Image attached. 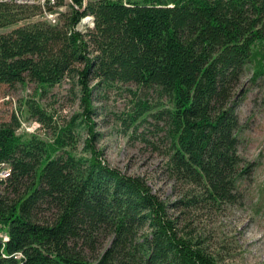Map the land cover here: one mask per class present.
<instances>
[{"label": "trees", "instance_id": "16d2710c", "mask_svg": "<svg viewBox=\"0 0 264 264\" xmlns=\"http://www.w3.org/2000/svg\"><path fill=\"white\" fill-rule=\"evenodd\" d=\"M59 6L56 23L32 19ZM87 14L93 25L76 29ZM9 26L0 32V84L31 81L42 96L66 81L82 110L57 125L27 96L18 111L51 129L47 139L17 134L14 111L0 120V160L11 165L0 180L8 235L0 264H219L186 219L234 201L236 181L250 177L233 96L249 63L252 78L264 70V0L0 2V28ZM112 91L132 96L119 117L130 134L148 117L165 129L173 201L110 166L96 146L92 118L103 112L93 101Z\"/></svg>", "mask_w": 264, "mask_h": 264}, {"label": "rangeland", "instance_id": "374dc122", "mask_svg": "<svg viewBox=\"0 0 264 264\" xmlns=\"http://www.w3.org/2000/svg\"><path fill=\"white\" fill-rule=\"evenodd\" d=\"M37 18L42 17L36 15L32 19ZM11 28H0V32ZM262 63L264 66V58ZM248 66L235 87L233 99L241 124L237 149L242 158L253 163L250 177L236 181L234 201L216 209L193 210L186 219L190 233L219 264H264V70L252 78L256 64ZM6 94L12 96L14 105L16 101L18 110L21 106L22 113L27 96H36L57 125L82 110L78 96L72 95L66 81L50 87L42 96L35 93L31 81L13 86L0 84V98ZM105 98L101 104L93 101L102 107L103 113L92 118L96 122L94 130L101 133L96 146L103 150L105 161L125 174L143 177L161 198L176 199L179 193H174L165 171L169 152L165 129L148 117L131 135V129H125L119 117L129 112L132 96L126 91H112ZM11 112L12 103L0 101V120L8 119ZM80 130L83 134L86 131L83 126ZM51 134V129H43L38 137L47 139ZM82 138L77 141L78 148Z\"/></svg>", "mask_w": 264, "mask_h": 264}, {"label": "built area", "instance_id": "2783aa9c", "mask_svg": "<svg viewBox=\"0 0 264 264\" xmlns=\"http://www.w3.org/2000/svg\"><path fill=\"white\" fill-rule=\"evenodd\" d=\"M67 3H72V0H64ZM0 2L14 3L17 5H38L42 8L46 3L53 4L55 0H0ZM87 0H81V8H83L86 4ZM64 6L57 7V11L46 12L44 11L41 17L50 23L57 22L58 11L63 10ZM93 25V17L91 15H84L80 18L79 22L76 24L75 28L78 30H85L87 27H91ZM6 100L12 103V111H14L16 117L18 118V127L16 128L17 134H36L40 133V124L35 119L23 116L20 111L16 108V101L14 105V101L12 96L6 94L5 96L0 98V101ZM11 172V165L6 160H0V180H6ZM8 240V235L4 229L0 227V243L3 245ZM16 256H19L18 254Z\"/></svg>", "mask_w": 264, "mask_h": 264}]
</instances>
